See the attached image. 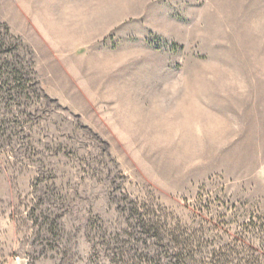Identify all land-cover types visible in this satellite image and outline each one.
<instances>
[{
	"label": "rangeland",
	"instance_id": "1",
	"mask_svg": "<svg viewBox=\"0 0 264 264\" xmlns=\"http://www.w3.org/2000/svg\"><path fill=\"white\" fill-rule=\"evenodd\" d=\"M0 24V264H264V0H0Z\"/></svg>",
	"mask_w": 264,
	"mask_h": 264
},
{
	"label": "trees",
	"instance_id": "2",
	"mask_svg": "<svg viewBox=\"0 0 264 264\" xmlns=\"http://www.w3.org/2000/svg\"><path fill=\"white\" fill-rule=\"evenodd\" d=\"M0 29H3V33L5 35V38H8V37L11 38L8 29H6L4 26H2V24H0ZM15 49L16 48H14V50ZM8 52L11 53L10 49H7L6 43H4V42H2L0 40V57L3 56V55H6ZM6 65L7 64L4 62V67L3 68H6ZM14 71H15V73H13L14 77L12 78V80L14 82L18 83V85H20V83L24 81L23 80V76H22V74L19 71L15 70V68H14ZM2 74L3 73H0V79L4 76ZM7 76H9V75H7ZM2 80L3 81H0V84L3 85V86H7L8 87L10 79L9 78H7V79L5 78V79H2Z\"/></svg>",
	"mask_w": 264,
	"mask_h": 264
},
{
	"label": "crops",
	"instance_id": "3",
	"mask_svg": "<svg viewBox=\"0 0 264 264\" xmlns=\"http://www.w3.org/2000/svg\"><path fill=\"white\" fill-rule=\"evenodd\" d=\"M82 14V13H81ZM84 15V14H83ZM76 16V15H75Z\"/></svg>",
	"mask_w": 264,
	"mask_h": 264
}]
</instances>
